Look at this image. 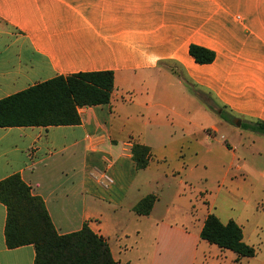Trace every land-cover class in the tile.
Listing matches in <instances>:
<instances>
[{"label": "crops", "instance_id": "1", "mask_svg": "<svg viewBox=\"0 0 264 264\" xmlns=\"http://www.w3.org/2000/svg\"><path fill=\"white\" fill-rule=\"evenodd\" d=\"M193 44L215 61L197 64ZM104 71L114 73L111 101L79 109V125L0 128V181L19 174L60 235L87 224L118 264H236V254L200 237L213 211L185 185L190 149L162 140L176 129L188 139L217 134L208 123L228 126L223 113L264 121V0H0V100ZM134 144L150 148L143 170ZM200 148L193 169L203 166ZM161 182L177 186L173 204L159 211L158 197L138 215L145 185ZM6 219L0 202V264H34V246L7 247Z\"/></svg>", "mask_w": 264, "mask_h": 264}, {"label": "trees", "instance_id": "2", "mask_svg": "<svg viewBox=\"0 0 264 264\" xmlns=\"http://www.w3.org/2000/svg\"><path fill=\"white\" fill-rule=\"evenodd\" d=\"M190 56L199 65L212 64L214 51L191 45ZM115 87L112 71L59 76L0 100V128L75 126L81 123L79 109L108 105ZM228 122L233 118L226 113ZM244 129L264 136V121L244 124ZM150 148L134 144L132 157L138 170L147 168ZM157 196L148 195L135 207L141 216L151 213ZM0 202L7 209L5 240L9 249L32 245L34 264H118L107 240L87 224L79 231L60 235L43 199L33 195L19 174L0 181ZM202 240L229 250L241 258H253L254 247L243 240V229L235 221L222 223L209 214L201 231Z\"/></svg>", "mask_w": 264, "mask_h": 264}, {"label": "rangeland", "instance_id": "3", "mask_svg": "<svg viewBox=\"0 0 264 264\" xmlns=\"http://www.w3.org/2000/svg\"><path fill=\"white\" fill-rule=\"evenodd\" d=\"M208 102L218 113L219 109ZM220 122L221 119L212 116L208 123V128L211 125L219 128L217 134L203 133L197 138L196 134H191L188 139L186 133L176 129L173 138L169 139L166 134L162 143L168 145L169 140L179 142L184 139V147L190 149L185 151V158L192 164L188 166L189 177L183 179L192 197L198 198L201 206L212 207L213 214L218 213L223 220H233L243 228L245 241L254 247L256 255L236 264H264V136L244 129L248 122L240 116L233 118L228 126ZM189 129L193 131V127ZM198 143L201 148L196 156L204 161L203 166L193 169L194 147ZM169 165L172 167V161ZM147 180L145 178V182ZM175 189L174 183H165L153 187L145 185L144 192L159 197L157 209L164 211L173 204Z\"/></svg>", "mask_w": 264, "mask_h": 264}, {"label": "built area", "instance_id": "4", "mask_svg": "<svg viewBox=\"0 0 264 264\" xmlns=\"http://www.w3.org/2000/svg\"><path fill=\"white\" fill-rule=\"evenodd\" d=\"M104 179L106 180L107 184L112 183V180L109 177L105 176Z\"/></svg>", "mask_w": 264, "mask_h": 264}, {"label": "water", "instance_id": "5", "mask_svg": "<svg viewBox=\"0 0 264 264\" xmlns=\"http://www.w3.org/2000/svg\"><path fill=\"white\" fill-rule=\"evenodd\" d=\"M237 125H238V126L240 125V121L237 122Z\"/></svg>", "mask_w": 264, "mask_h": 264}]
</instances>
